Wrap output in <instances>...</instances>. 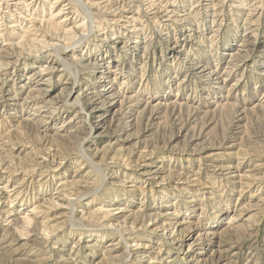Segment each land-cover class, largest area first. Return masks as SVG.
Segmentation results:
<instances>
[{
  "label": "rangeland",
  "instance_id": "1",
  "mask_svg": "<svg viewBox=\"0 0 264 264\" xmlns=\"http://www.w3.org/2000/svg\"><path fill=\"white\" fill-rule=\"evenodd\" d=\"M0 264H264V0H0Z\"/></svg>",
  "mask_w": 264,
  "mask_h": 264
},
{
  "label": "bare ground",
  "instance_id": "2",
  "mask_svg": "<svg viewBox=\"0 0 264 264\" xmlns=\"http://www.w3.org/2000/svg\"><path fill=\"white\" fill-rule=\"evenodd\" d=\"M205 70L207 69L205 68ZM212 72L213 71H210V74ZM102 88L103 89L101 96L98 94L93 95L91 98H89V103L92 106L91 112L93 116L97 117V121L105 120L106 107L108 105H115L116 103H118L117 101H115V99L116 97H119V95H117V93L113 90V88H111V86L107 85ZM250 217H252V215H250Z\"/></svg>",
  "mask_w": 264,
  "mask_h": 264
}]
</instances>
